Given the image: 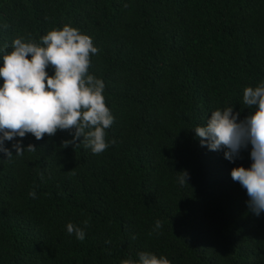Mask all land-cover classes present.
Masks as SVG:
<instances>
[{
    "label": "trees",
    "instance_id": "1",
    "mask_svg": "<svg viewBox=\"0 0 264 264\" xmlns=\"http://www.w3.org/2000/svg\"><path fill=\"white\" fill-rule=\"evenodd\" d=\"M64 25L99 49L89 74L105 84L110 146L64 148L72 136L60 130L5 142L13 155L16 141L37 150L0 153V264H120L142 251L171 264H264V213L230 175L250 167L249 153L230 163L191 131L217 109L254 111L243 90L264 82V0H0L8 51Z\"/></svg>",
    "mask_w": 264,
    "mask_h": 264
},
{
    "label": "clouds",
    "instance_id": "2",
    "mask_svg": "<svg viewBox=\"0 0 264 264\" xmlns=\"http://www.w3.org/2000/svg\"><path fill=\"white\" fill-rule=\"evenodd\" d=\"M8 47L7 43L0 47V153L11 160L26 151L35 152L34 145L24 148L16 141L12 144L13 155L5 142L16 137L23 139L27 134L39 141L58 130L72 136L62 142L64 148L83 144L95 155L105 152L110 146L107 130L114 117L106 106L103 80L89 74L91 56L99 52L92 39L79 29L64 25L41 36L39 42L28 34L15 38L11 51ZM50 67L52 75L47 71ZM243 104L254 111L241 119V112L234 111V105L217 109L203 126L191 131L201 147L222 151L230 163L243 159V152L249 153L250 167H234L230 175L246 191L247 206L259 217L264 213V82L244 88ZM177 174L179 183L188 186V172ZM29 195L36 198L35 192ZM83 223L88 227V221ZM161 228L162 222L157 220L153 232L160 234ZM66 229L77 240L85 239L80 226L68 223ZM137 255L138 259H123L120 264H171L165 256L151 252Z\"/></svg>",
    "mask_w": 264,
    "mask_h": 264
}]
</instances>
